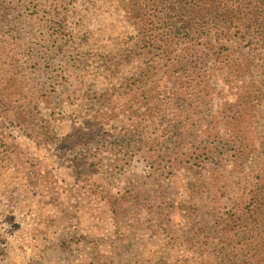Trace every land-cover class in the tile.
Here are the masks:
<instances>
[{
    "label": "rangeland",
    "instance_id": "rangeland-1",
    "mask_svg": "<svg viewBox=\"0 0 264 264\" xmlns=\"http://www.w3.org/2000/svg\"><path fill=\"white\" fill-rule=\"evenodd\" d=\"M17 92L0 175L119 188L137 264H264V0H0Z\"/></svg>",
    "mask_w": 264,
    "mask_h": 264
},
{
    "label": "crops",
    "instance_id": "crops-1",
    "mask_svg": "<svg viewBox=\"0 0 264 264\" xmlns=\"http://www.w3.org/2000/svg\"><path fill=\"white\" fill-rule=\"evenodd\" d=\"M34 179L9 170L0 175V264L138 263L143 229L123 220L119 188L94 193L87 186L91 178L75 185L69 176H56L52 184ZM106 195L113 196L111 210Z\"/></svg>",
    "mask_w": 264,
    "mask_h": 264
},
{
    "label": "trees",
    "instance_id": "trees-1",
    "mask_svg": "<svg viewBox=\"0 0 264 264\" xmlns=\"http://www.w3.org/2000/svg\"><path fill=\"white\" fill-rule=\"evenodd\" d=\"M218 12H219V9H217V13ZM4 61H7V59H5ZM6 76L8 78L7 79L8 81L13 79L12 75H6ZM14 95H15L14 97H11L12 100L10 102L6 101V99H4L2 96H0V103L6 105V110H9V112L12 113L13 111H15L14 114H13L14 116H16L17 112L19 110H21L22 107L26 108L27 106L33 105V101H29V97L25 98L23 96V94H18V92H17V94H14ZM27 100L29 101L28 105L25 104V102ZM19 104H21V105H19ZM26 110H28V109H26ZM21 111L23 112L24 109L21 110ZM90 135H92V134L91 133H85L84 135H82L83 136V140L87 139ZM232 217L234 218V215ZM237 219H241V218L238 217ZM233 224H235V223H233ZM261 226H264V225H259L258 229H257V233L259 235L258 240L250 239V241H251V245H250V248H251L250 249V253H251V255L254 254V253H256L258 255V253L260 251L264 250V240L260 237L262 235V233H263V230H260V228H262Z\"/></svg>",
    "mask_w": 264,
    "mask_h": 264
}]
</instances>
